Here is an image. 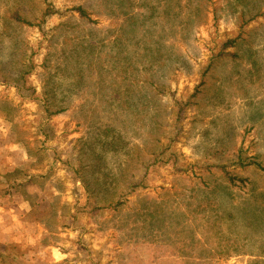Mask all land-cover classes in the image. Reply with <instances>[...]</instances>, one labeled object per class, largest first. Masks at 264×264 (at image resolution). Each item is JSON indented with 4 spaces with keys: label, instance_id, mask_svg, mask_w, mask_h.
<instances>
[{
    "label": "rangeland",
    "instance_id": "1",
    "mask_svg": "<svg viewBox=\"0 0 264 264\" xmlns=\"http://www.w3.org/2000/svg\"><path fill=\"white\" fill-rule=\"evenodd\" d=\"M49 4L0 0V264H264V0Z\"/></svg>",
    "mask_w": 264,
    "mask_h": 264
},
{
    "label": "crops",
    "instance_id": "2",
    "mask_svg": "<svg viewBox=\"0 0 264 264\" xmlns=\"http://www.w3.org/2000/svg\"><path fill=\"white\" fill-rule=\"evenodd\" d=\"M2 179V177H0ZM24 206L27 208L21 215L17 214V211H13L10 214L3 211L0 215V244H12L14 246L21 247V245L29 246L30 235L24 229V223L32 213L27 201ZM27 251V250H26ZM8 257L7 252L3 253V258ZM1 264H8V262H2Z\"/></svg>",
    "mask_w": 264,
    "mask_h": 264
},
{
    "label": "trees",
    "instance_id": "3",
    "mask_svg": "<svg viewBox=\"0 0 264 264\" xmlns=\"http://www.w3.org/2000/svg\"><path fill=\"white\" fill-rule=\"evenodd\" d=\"M45 4L47 5V8H46V10L44 11V13L42 15L43 21L38 26L40 28H41V26L43 24L46 23V21L49 18H51L52 16H54L56 14V12L54 11V6H53V4H49V0H45ZM77 11L80 13V15L83 18H85V19H89L90 18L89 14L83 8H78ZM26 17H27V14L26 13L23 14L20 10L17 12V14H13V20L15 22H17V23H19L21 25H24V26L37 27L36 24H33ZM26 74L27 73H23V77L21 78V80L25 79ZM62 112L63 111L58 112V113H62ZM247 166H255L258 169H260L262 172H264V165L261 164L260 162L255 161V160L249 162V164L244 166V167H247ZM223 171H225V170L223 169ZM225 177L227 178V180L229 181V183L233 187H238L237 181H239L242 186H245L248 183L247 180L239 179V178L233 176L232 174H230L228 172L225 173ZM18 187H20V185H17V184L14 183V184L10 185L8 189H13V188L16 189ZM124 205H125V202L123 200L115 199V200H112V201L108 202L107 204H105V206H99V208L106 207V208H112L114 210H118L119 208L123 207Z\"/></svg>",
    "mask_w": 264,
    "mask_h": 264
}]
</instances>
